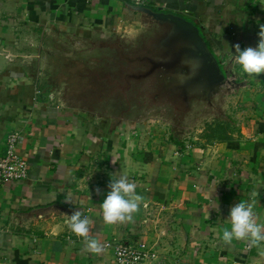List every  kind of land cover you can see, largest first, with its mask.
Returning a JSON list of instances; mask_svg holds the SVG:
<instances>
[{"label": "crops", "instance_id": "crops-1", "mask_svg": "<svg viewBox=\"0 0 264 264\" xmlns=\"http://www.w3.org/2000/svg\"><path fill=\"white\" fill-rule=\"evenodd\" d=\"M128 4L0 0V158L18 131L30 165L27 179L0 184V264H117L113 248L86 251L68 227L75 211L104 246L145 242L165 264H264V242H222L238 202L264 224V74L235 62L236 45L257 47L264 0H145L194 22L228 76L245 84L223 102L228 115L219 122L235 130L229 139L205 142L197 130L190 152L187 140L154 145L145 131L114 128L48 95L46 40L96 26L135 34L142 21ZM120 173L142 199L131 220L105 224L100 204Z\"/></svg>", "mask_w": 264, "mask_h": 264}, {"label": "water", "instance_id": "water-1", "mask_svg": "<svg viewBox=\"0 0 264 264\" xmlns=\"http://www.w3.org/2000/svg\"><path fill=\"white\" fill-rule=\"evenodd\" d=\"M127 6L142 21L135 33L140 36L135 41L139 46L135 51L120 47L118 43L117 46H110L109 42H115L117 36H127L119 31L96 26L80 33L96 43V48H85L83 54L92 52L94 56L98 53L104 55L105 49L114 48L123 61L138 67L126 75L124 83L117 85L115 92L111 93L112 99L103 104L113 112L107 120L114 122L113 118L124 119L125 126L122 128L134 127L135 120L130 119L132 115L122 99L130 96L135 88L139 90V97L145 98L142 105L147 103V96L151 105L164 106L173 111L179 126H190L204 113H210V117L222 114L225 97L245 84L231 79L222 70V63L211 50L200 28L173 13L155 11L145 6ZM98 43H102V47Z\"/></svg>", "mask_w": 264, "mask_h": 264}, {"label": "rangeland", "instance_id": "rangeland-1", "mask_svg": "<svg viewBox=\"0 0 264 264\" xmlns=\"http://www.w3.org/2000/svg\"><path fill=\"white\" fill-rule=\"evenodd\" d=\"M123 34L127 36H117L115 42H109L110 46H113V44L117 46L118 43L120 47L125 46L129 50L135 51L139 47L135 44V41L140 36L133 33ZM52 40L53 42H51ZM95 44L89 38L77 37L72 33L62 36L54 34L53 39L49 38L42 45L46 47L44 52L48 56L52 55L44 79H47L48 95L53 94L56 98L63 100L64 105L69 108L107 120L110 119L109 116L113 112L103 107V104L112 99L111 93L115 92L117 85L124 83L126 75L132 70H137L138 67L135 64L130 65L123 61L114 48L105 49L104 55L98 53L94 56L92 52H90L91 54L86 52V54H83L85 48L89 50L96 48ZM98 45L102 47V43H98ZM12 60H15V58ZM222 70L226 72L224 66H222ZM138 92V88H135L130 96L122 99L123 103L127 105L125 108L129 110L128 113L132 115L130 119L135 120L134 127L130 129L139 133L147 132L151 135L152 140L150 141L154 145H156V141H158L157 144H163V141L170 144L175 142L174 140L182 139L187 140L186 145L184 142L182 144L186 148L192 149L195 144L192 135L197 130L204 131L201 134L205 138L203 140L211 143L212 140L209 137L211 130L209 127H217L221 123L219 122L220 119L228 115V109H225L223 105V112L217 117H210V113H204L196 122L189 124L190 126H179L176 124V115L173 111L164 106L151 105L147 96V103L145 106L142 105V100H145V98H140ZM39 94L41 93L39 92ZM113 119L114 128L121 129L125 126L124 119ZM234 131V127L231 126V128L222 132V137H229V133L232 134Z\"/></svg>", "mask_w": 264, "mask_h": 264}, {"label": "clouds", "instance_id": "clouds-1", "mask_svg": "<svg viewBox=\"0 0 264 264\" xmlns=\"http://www.w3.org/2000/svg\"><path fill=\"white\" fill-rule=\"evenodd\" d=\"M257 47L241 49L235 46V62L248 75L264 74V24H260ZM109 191L100 204L105 224H113L132 219V213L137 211L142 199L135 194L136 185L129 181L122 173L111 176ZM99 194V189H97ZM69 202V201H66ZM229 226L223 230L222 242L231 246L233 240L247 241L250 245L264 242V224L256 222L251 205L238 202L230 209L227 219ZM88 218H82L79 211H75L68 220L69 229L77 236L85 238L86 251L93 255H102L105 246L98 237H91Z\"/></svg>", "mask_w": 264, "mask_h": 264}, {"label": "built area", "instance_id": "built-area-1", "mask_svg": "<svg viewBox=\"0 0 264 264\" xmlns=\"http://www.w3.org/2000/svg\"><path fill=\"white\" fill-rule=\"evenodd\" d=\"M120 1L137 7L145 6V0ZM95 2L97 0H87V3L91 6ZM19 137L20 133L18 131H12L8 134L5 153L0 158V184L25 180L29 177L30 165L18 152ZM187 148L190 152L191 148ZM105 248L114 249L117 264H165L157 249L145 242L136 245L112 244L108 242L105 244Z\"/></svg>", "mask_w": 264, "mask_h": 264}, {"label": "trees", "instance_id": "trees-1", "mask_svg": "<svg viewBox=\"0 0 264 264\" xmlns=\"http://www.w3.org/2000/svg\"><path fill=\"white\" fill-rule=\"evenodd\" d=\"M210 130H211V134L209 135V137L211 138L210 140H214V141H222V140H225V139H229V137L225 136V137H222L223 134L222 132L223 131H226L228 128H231V125H222V124H219L217 127H209ZM210 132V131H209ZM21 261L18 260V263H20Z\"/></svg>", "mask_w": 264, "mask_h": 264}]
</instances>
